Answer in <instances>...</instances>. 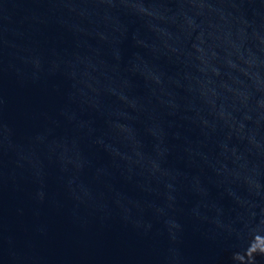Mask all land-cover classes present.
<instances>
[{
	"label": "water",
	"instance_id": "water-1",
	"mask_svg": "<svg viewBox=\"0 0 264 264\" xmlns=\"http://www.w3.org/2000/svg\"><path fill=\"white\" fill-rule=\"evenodd\" d=\"M0 264H264V0H0Z\"/></svg>",
	"mask_w": 264,
	"mask_h": 264
}]
</instances>
